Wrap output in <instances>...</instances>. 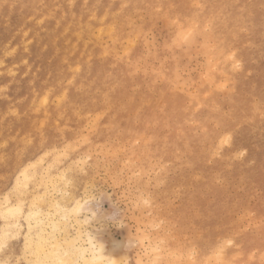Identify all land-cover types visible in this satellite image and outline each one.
Here are the masks:
<instances>
[{"label": "rangeland", "instance_id": "374dc122", "mask_svg": "<svg viewBox=\"0 0 264 264\" xmlns=\"http://www.w3.org/2000/svg\"><path fill=\"white\" fill-rule=\"evenodd\" d=\"M136 1L0 0V141L8 140L5 146L0 142V154L6 152L16 164L13 170L7 163L0 162V177L4 178L10 171V177L0 178V193L11 187L12 178L23 163L20 159L23 157L17 158L16 153H19L18 149L22 150L21 144L26 140V143L46 149L45 162L53 153H61V158L57 159L58 162L65 159L58 163L61 166L70 157L68 152L65 153L66 147L77 141L81 144L77 143L78 160L74 166L78 178L76 186L80 188V183L87 181L84 184L91 190L90 206L98 213L97 220L93 221L94 231L104 241L108 253L122 264H136L137 261V264H156L153 261L156 248L167 257L168 253L170 256L174 252L169 257L176 259L174 264L199 263L198 256L203 248L204 252L214 249L215 254L218 253L212 264L217 261L221 264L224 260L230 264L229 259H233L229 260L231 264L240 261L241 264H253L241 260V256L246 253L249 258L260 253V259L264 255V0H147L148 7L135 8ZM74 4L79 9L77 16L85 22H93L101 8H111L116 26L126 34L125 39L118 42L114 33H101L97 26L92 34L99 36L101 48L111 49L107 54L99 52L87 36L82 37L85 51L74 52L65 47L66 40L60 33L58 20L64 10ZM163 10L164 14L161 13ZM166 14L171 16L173 24L179 15L192 17L179 39L173 37V27L168 26ZM121 17H128L127 23L120 22ZM188 32L195 37L190 36L193 39L184 43ZM179 40L184 46H179ZM211 44H215L214 47ZM212 47L217 48L214 49L217 54ZM211 50L214 55H208ZM204 76L208 81L212 80L204 82ZM224 77L232 82L223 80ZM45 95L49 108L42 116L37 110ZM129 100L134 101L131 108H128ZM198 100L200 104H197ZM136 105L140 114L136 112ZM118 108L124 110L127 121L123 119L116 129L107 130V122L115 119ZM11 109L16 110L19 117L9 111ZM148 110H151V117L144 124L142 119ZM65 116L71 118V129L64 126ZM94 120L98 121L96 125ZM130 127L138 131L134 132ZM152 134L163 143H149ZM201 134L207 136L204 138ZM7 136H11L10 139ZM85 138L87 141L84 142ZM203 139L209 141L203 142ZM52 143L53 150H49ZM145 144L146 147L149 145L148 149ZM149 149H152L151 154ZM176 152L181 156L177 157ZM149 154L151 156L147 157ZM179 157L185 158L180 160ZM82 161L86 162L87 178L79 164ZM185 161L190 163L187 168ZM179 162H183L184 169L177 164ZM193 169L198 170L194 172ZM200 178L204 179L200 181ZM203 182L208 184L205 186ZM187 193L191 196L190 201L186 200ZM198 213L208 217L200 219ZM195 218L196 222L199 218L198 224ZM239 230L243 232L239 233ZM234 232L243 236L238 239ZM198 234L208 236L202 239L197 237ZM218 240L227 243L220 244L226 249L219 247ZM211 242L216 245L211 247ZM161 246L166 250L173 246L174 251L171 253L170 247V252L160 250ZM222 251L227 254L225 259V255L220 257Z\"/></svg>", "mask_w": 264, "mask_h": 264}, {"label": "bare ground", "instance_id": "6f19581e", "mask_svg": "<svg viewBox=\"0 0 264 264\" xmlns=\"http://www.w3.org/2000/svg\"><path fill=\"white\" fill-rule=\"evenodd\" d=\"M124 1V0H123ZM97 2V1H96ZM95 2V3H96ZM193 2V1H192ZM123 3V2H122ZM159 3V2H158ZM72 4V3H71ZM149 1L147 0H137L135 2V8H139L140 6H149ZM199 4V3H198ZM197 4V5H198ZM202 4V3H201ZM85 5V4H84ZM196 5V4H195ZM10 6V5H9ZM173 6V5H172ZM200 6V5H199ZM85 10V8H84ZM78 6L77 5H72V7L69 5V8L65 11L64 10V13L62 14V16L59 18L58 20V25H60V33L62 34V37L64 39V44H65V47L73 50L74 52H79L81 53L82 50H86V47L83 46V42H82V37L83 36H87L88 39H89V42H91L98 50L99 52H101L103 55L107 54L109 51H111V49L109 48L108 50L104 49V48H101V45L99 44L98 42V37H95L93 36L92 34V31L95 27H99L100 28V31L101 33L102 32H106V33H114V36L116 37V40L118 42H122L124 39H125V36L126 34L122 31V29L119 27L116 26L115 24V14L113 13V11L111 10V8H101L100 12H99V16H97L95 18V20L93 22H85L81 17H78L77 14H78ZM86 11V10H85ZM159 11V10H158ZM197 11V10H195ZM199 11V10H198ZM200 11H202L200 9ZM164 10L161 12L162 14ZM160 13V16L162 15ZM90 15V14H89ZM157 15V14H156ZM44 16V15H43ZM168 17V26L171 25L173 27V37L176 39L178 38V36H182L183 33L185 32V27L187 25V22H190L188 21L190 18L189 15H179L176 22H170L171 20V16L170 15H165V17ZM30 17V16H29ZM47 17V16H46ZM164 17V19H166ZM28 18V17H27ZM31 18V17H30ZM43 18V17H42ZM94 18V17H93ZM174 18V17H173ZM37 22L40 21L39 19L36 20ZM128 21V17H121L120 18V22H124V23H127ZM198 21H199V18H198ZM117 22V21H116ZM211 22V20H210ZM225 22V21H224ZM191 23V22H190ZM195 23V22H193ZM177 24V25H176ZM4 25V24H3ZM176 25V26H174ZM167 26V27H168ZM193 26V24L191 25ZM195 26V25H194ZM188 27V26H187ZM190 27V26H189ZM192 28V27H190ZM189 28V29H190ZM28 29V28H27ZM194 30V28H193ZM99 31V33H100ZM201 31V30H200ZM210 31V29H209ZM59 32V31H58ZM211 32V31H210ZM209 32V33H210ZM26 33V32H25ZM23 33V36L24 34ZM189 33V32H188ZM207 33V34H209ZM191 33H189L187 36L188 38L185 37V39L183 40V42L185 40H188V39H193L195 37V34L193 35H190ZM207 34H204V36H206ZM211 34V37H212V33ZM209 34V35H210ZM96 35V33H95ZM203 35V34H202ZM231 35V34H230ZM190 36H193V38H189ZM66 37V38H65ZM112 37V36H111ZM210 37V36H209ZM209 37H205V38H209ZM210 39H214V38H211ZM22 38V37H21ZM105 38V36H104ZM179 39V38H178ZM31 40V38H30ZM217 40V39H216ZM221 40V38L219 39ZM189 41V40H188ZM218 41V40H217ZM28 42V41H27ZM26 42V43H27ZM179 42H181L179 40ZM179 44V46H184L182 45V43ZM25 43V44H26ZM185 43V42H184ZM187 43V42H186ZM189 43V42H188ZM215 43V42H214ZM7 44V43H6ZM204 44V43H203ZM216 44V43H215ZM215 44H211L214 45ZM199 45V44H198ZM15 47V46H14ZM212 47V48H213ZM229 47V46H228ZM220 48V47H219ZM215 48H213V51L217 50V48L214 50ZM12 50H14V48H12ZM11 51V50H10ZM213 51L211 50L210 54L208 55H212L213 54ZM13 52V51H12ZM216 54H217V51H215ZM214 52V53H215ZM6 54V53H5ZM11 54V52H10ZM220 54V53H218ZM8 55V54H7ZM214 55V54H213ZM224 56V55H223ZM213 57V56H212ZM219 57V56H218ZM117 58V57H116ZM175 58V57H174ZM208 58V57H207ZM218 60V59H217ZM228 60V59H227ZM216 61V59L214 60ZM2 62V60H0V63ZM212 62V61H209V63ZM217 62V61H216ZM216 62L215 65H216ZM220 62V61H219ZM212 62V64H214ZM230 64V63H229ZM2 65V63H1ZM14 65V64H13ZM211 65V64H210ZM209 65L210 69H213L211 66ZM213 65V66H215ZM130 67V66H129ZM27 68H29L27 66ZM10 69V68H9ZM8 69V70H9ZM208 69V70H210ZM79 70V68H78ZM137 70V69H136ZM216 70V69H215ZM10 71V70H9ZM219 72V70H217ZM234 71V70H233ZM12 71H10L11 73ZM15 73V71H14ZM34 73V72H33ZM213 73H211L212 75ZM224 74V73H222ZM22 76V75H21ZM210 76V75H209ZM215 76V75H214ZM225 76V75H223ZM205 77V76H204ZM213 78V77H212ZM226 77L223 78V80L225 79ZM12 79V78H11ZM203 79V78H202ZM208 77H205L204 79V82L207 81V82H210V79L209 81L207 80ZM230 78H227L225 79L226 81L229 80ZM231 80V79H230ZM229 80V81H230ZM31 81V79H30ZM203 81V80H202ZM232 82V80L230 81ZM9 83V82H7ZM209 85V84H208ZM7 85L5 84V87ZM232 86V85H231ZM4 87V86H3ZM119 87V86H118ZM230 87V86H229ZM233 87V86H232ZM2 88V85H0V90ZM175 88V86H174ZM231 88V87H230ZM228 88V90L230 89ZM6 89V88H5ZM33 89V87H32ZM222 89V88H221ZM225 89V88H224ZM231 91V90H229ZM234 91V89H233ZM231 91V92H233ZM35 92V91H34ZM65 93V91H64ZM63 93V94H64ZM153 93V92H152ZM36 94V92L34 93ZM63 94H62V97H63ZM223 94V92H222ZM6 95V94H5ZM2 96V95H1ZM65 96H66V93H65ZM7 97V96H6ZM197 97V96H195ZM194 97V98H195ZM10 98V97H9ZM36 98V97H35ZM47 98L48 96L45 95L44 98L42 100H40V107L39 109L37 110V108L35 110H37V112H39L42 116H44L48 110V101H47ZM67 98V97H66ZM198 98V97H197ZM195 98V100L197 99ZM33 99V98H32ZM65 99V97L63 98ZM218 99V98H217ZM17 100V99H16ZM21 100V98H20ZM160 102V101H159ZM158 102V103H159ZM11 103V102H10ZM57 103H60L59 101ZM109 103V102H107ZM157 103V104H158ZM200 104V101L198 100L197 104ZM13 104V103H12ZM31 104V103H30ZM59 105V104H58ZM117 105V104H116ZM134 105V101H131L129 100L128 102V108H131L132 106ZM216 105V104H215ZM107 106V105H106ZM214 106V105H213ZM142 107V106H141ZM15 108V106L13 107ZM42 108V109H41ZM162 108V107H161ZM214 108V107H213ZM216 108V106H215ZM214 108V109H215ZM258 108V107H257ZM16 109V108H15ZM13 109V110H15ZM18 109V108H17ZM55 109V107L53 108ZM135 109L137 110L138 107L137 105L135 106ZM232 109V108H231ZM33 110V109H32ZM229 110H230V107H229ZM256 110V108H255ZM11 112H14L13 114H16V116L18 115L16 110L15 111H12L9 110ZM158 111V110H157ZM8 112V110H7ZM9 112V113H11ZM16 112V113H15ZM59 112V111H58ZM118 114L116 115L115 119L112 120V121H109L107 122V130H114L116 129L121 121L124 119L125 121H127V119L125 118V114H124V110L122 108H118ZM138 114H140V111H136ZM230 112V111H229ZM263 112V111H261ZM24 113V112H23ZM22 113V114H23ZM79 114V113H78ZM90 114V113H89ZM201 114V113H200ZM10 115V114H9ZM20 115V114H19ZM18 115V117H19ZM81 115V114H80ZM161 115V114H160ZM37 116V115H35ZM54 116V115H53ZM110 116V114H109ZM217 116V115H216ZM215 116V117H216ZM219 116V115H218ZM217 116V117H218ZM60 117H62V113H60ZM79 117V116H78ZM87 117V116H86ZM99 117V116H98ZM97 117V118H98ZM151 117V110H148L146 112H144V119H142V123L145 124L147 118ZM163 117V116H162ZM45 118V117H44ZM65 121H64V126L67 128V129H71V125H72V121H71V118L70 116H65ZM16 119V117H15ZM18 119V118H17ZM32 119V118H31ZM30 119V120H31ZM35 119V118H34ZM100 118H98L97 120H99ZM90 120V119H89ZM226 120V119H225ZM33 121V120H31ZM36 121V120H35ZM95 121V120H94ZM222 121V120H221ZM1 122V121H0ZM44 122V121H43ZM93 122V121H92ZM98 122V121H97ZM96 121L93 122L94 124L97 123ZM136 122V121H135ZM209 122V121H208ZM223 122V121H222ZM9 123V122H8ZM206 123V122H205ZM210 123V122H209ZM215 123V122H214ZM2 124V123H1ZM0 124V126H1ZM7 124V123H5ZM155 124V123H154ZM10 125V124H9ZM36 128V124H34ZM32 125V126H34ZM39 125V124H37ZM41 125V124H40ZM96 125V124H95ZM94 125V126H95ZM216 125V124H215ZM7 126V125H6ZM44 127V125H41ZM40 126V127H41ZM93 126V128H94ZM131 126V124H130ZM153 126V125H152ZM203 126V125H202ZM202 126H199V127H202ZM213 126V124H212ZM30 127V125H29ZM96 127V126H95ZM150 127V126H147V128ZM7 128V127H6ZM8 128H10V126H8ZM92 128V127H91ZM106 128H105V131H106ZM125 128V127H124ZM134 132L135 131H138L137 128H133V127H130ZM216 128V126H215ZM60 129V128H59ZM78 129H79V126H78ZM90 129V128H89ZM119 129V128H118ZM117 129V130H118ZM217 129V128H216ZM214 129V130H216ZM2 130V129H0ZM19 130V129H18ZM24 130V129H23ZM29 130V129H28ZM28 130L26 132H28ZM40 131V129H38ZM63 130V129H62ZM148 130V129H147ZM178 130V129H177ZM44 131V130H43ZM88 131V130H86ZM169 131V130H168ZM18 132V131H17ZM63 132V131H62ZM78 132V131H77ZM77 132H75V140L77 138ZM128 132V131H127ZM226 132V131H225ZM19 133V132H18ZM25 133V132H24ZM31 134V132H29ZM43 132H41L42 134ZM81 133V131H80ZM205 133V132H204ZM16 134V132H15ZM40 134V135H41ZM62 134V133H61ZM198 135H200L199 133H197ZM195 134V135H197ZM203 134V133H202ZM201 134V136H203ZM24 135V134H23ZM134 135V133H133ZM136 135V134H135ZM190 135V134H189ZM224 135V134H223ZM28 136V135H27ZM45 136V135H44ZM102 136V135H100ZM126 136V135H125ZM129 136V135H128ZM205 136V135H204ZM203 136V137H204ZM207 136V135H206ZM205 136V137H206ZM222 136V135H221ZM230 136V135H229ZM8 137V136H7ZM11 137V136H10ZM10 137H8L10 139ZM21 137V136H19ZM18 137V138H19ZM31 137V136H29ZM121 137V136H120ZM130 137V136H129ZM145 137H146V134H145ZM145 137L143 136V139H145ZM149 137V135L147 136ZM146 137V138H147ZM152 141H147L149 143H152V144H157V143H163V140H159L157 139L156 135L152 134ZM200 137V136H199ZM198 137V138H199ZM204 137V138H205ZM208 137H210L208 135ZM207 137V138H208ZM220 137V136H218ZM217 137V138H218ZM7 138V139H8ZM13 139L16 138V136L12 137ZM23 138V136H22ZM28 138V137H27ZM82 138H83V134H82ZM128 137H126L127 139ZM136 138H137V135H136ZM223 138V137H222ZM228 138V137H227ZM227 138L223 139V140H226ZM261 138V137H260ZM21 139V138H20ZM24 139V138H23ZM26 139V138H25ZM24 139V140H25ZM29 139V138H28ZM31 139V138H30ZM41 139H42V136H41ZM134 139V137H133ZM209 139V138H208ZM231 139V138H229ZM90 140V139H89ZM138 140V139H137ZM184 140V139H183ZM221 140V139H220ZM8 140L6 139H3L1 140L0 142H2L1 144L4 145V143H7ZM17 140H15L16 142ZM22 143L24 142L23 140H21ZM27 141V140H26ZM23 143L21 144L22 146V150L19 151V153H16L17 155V158L18 157H23L20 158L21 160H23V163L21 164L20 167H18L17 169V172L16 174L14 175L15 177L12 178L13 179V182L12 184L10 185L11 187H9L8 189H6V191H4L3 194L2 191L0 193V195H3L2 196V199L0 200V264H122V261H120L118 258H116V256H112L108 253L107 251V248H106V245L104 243V241L98 237L97 233L98 232H95L94 231V228H93V221L94 220H97L98 218V213L95 211V209L90 206V202L91 201V190L85 186L84 183H86L84 181V183H80V188H77L76 186V182H77V179L76 176H75V169H74V166H75V162L77 159V155H78V146H77V141H73L74 143H69L70 145H68L66 147V151L63 149V154L67 153L69 156L70 154V157H68L67 161L65 162V165L64 166H61V164L59 165L58 163H62L64 160L61 159L60 162L57 161V159L61 158L59 155H62L61 153L60 154H55L53 153L55 156L53 157V154L51 155L52 157L48 160H46V162L44 161L45 160V155H46V152L44 148H39L38 145H36L35 143H31V146L29 147V143ZM39 142V140H37ZM44 141V140H43ZM82 141V140H81ZM80 141V142H81ZM84 142L87 141V139L85 138L83 140ZM91 141V140H90ZM144 141V142H143ZM143 141H140L141 143H147L145 142L146 140H143ZM166 141V140H165ZM180 141V140H179ZM187 141V140H186ZM200 141V140H199ZM207 141L206 139H203V142ZM209 141V140H208ZM207 141V142H208ZM130 142V140H129ZM195 142V141H194ZM202 142V141H201ZM200 142V143H201ZM222 142V141H221ZM220 142V144H221ZM14 143V142H13ZM18 143V141H17ZM40 143V142H39ZM43 143V142H42ZM83 143V142H82ZM92 143V141H91ZM91 143H88V147L91 148ZM15 144V143H14ZM67 144V143H66ZM81 144V143H79ZM78 144V145H79ZM90 144V145H89ZM133 144V142H132ZM169 144V143H168ZM208 144V143H207ZM7 145V144H6ZM165 145V144H164ZM202 145V143L200 144ZM199 145V146H200ZM218 145V143H217ZM167 146V144H166ZM197 146V145H196ZM206 146V145H204ZM222 146V145H221ZM13 147V146H12ZM53 143L51 144L49 150H53ZM87 147V148H88ZM144 147V145L142 146ZM149 147V145H148ZM148 147H146V144H145V148L148 149ZM207 147V146H206ZM220 147V146H219ZM3 148V147H1ZM20 148V147H19ZM87 148H84L83 150L85 151H88ZM94 148V147H93ZM101 148V146H100ZM165 148V147H164ZM173 148V147H172ZM178 148V147H177ZM177 148L175 150H177ZM190 150L191 148L188 147ZM10 149V148H9ZM135 149V148H134ZM138 149V148H137ZM187 149V148H186ZM184 149V150H186ZM202 149V147H201ZM206 149V148H205ZM208 149V148H207ZM17 150V149H16ZM143 150V149H142ZM150 150V149H149ZM152 150V149H151ZM151 150H150V154H151ZM170 150H173L170 148ZM188 150V149H187ZM188 150V152L190 151ZM204 150V149H203ZM217 150H219L217 148ZM55 151V150H54ZM65 151V153H64ZM90 151V150H89ZM135 151V150H134ZM144 151V150H143ZM142 151V152H143ZM168 151V150H166ZM192 151V150H191ZM190 151V152H191ZM197 151V150H196ZM206 151V150H205ZM3 153L0 154V162L1 164H5L7 163L6 165L7 166H11L13 167L12 169L14 170V168H16V164H15V159H11L10 157H7V154L6 152L2 151ZM8 152V151H7ZM11 152V151H10ZM9 152V153H10ZM133 152V151H132ZM131 152V153H132ZM140 153V154H143V153ZM148 152V151H146ZM145 152V153H146ZM170 152V151H169ZM178 152H179V148H178ZM176 152V153H178ZM187 152V151H186ZM193 152V151H192ZM191 152V153H192ZM204 152V151H203ZM202 152V153H203ZM212 152V151H211ZM214 152V151H213ZM6 155H5V154ZM48 153V152H47ZM51 153V152H49ZM56 153H59V152H56ZM89 153V152H88ZM91 153V152H90ZM130 153V152H129ZM149 153V152H148ZM147 153V154H148ZM162 153L164 154L165 151H162ZM173 154V155H177V154ZM180 153V152H179ZM178 153L177 157L178 156H181L180 154ZM215 153V152H214ZM218 153V152H216ZM12 154V153H11ZM15 154V155H16ZM147 155V157L151 156V155ZM190 154V153H189ZM204 154V153H203ZM206 154V153H205ZM226 154V152H225ZM225 154H223V156H225ZM49 155V154H48ZM47 155V156H48ZM57 155V156H56ZM90 155V154H89ZM137 155V154H136ZM143 155H146V154H143ZM141 155V156H143ZM172 155V154H171ZM172 155V156H173ZM201 155V154H200ZM212 155V154H211ZM210 155V156H211ZM214 155H217V154H214ZM8 156H10V154H8ZM59 156V157H58ZM66 157V154L63 155V157ZM84 156V155H83ZM87 154H85V157L87 158ZM130 156V155H129ZM134 156V155H132ZM139 155V157H141ZM161 156V155H159ZM194 156V155H193ZM217 156H222V155H217ZM16 157V156H15ZM14 157V158H15ZM64 157V158H65ZM84 157V158H85ZM131 157V156H130ZM136 157V156H135ZM146 157V156H145ZM145 157H142V160L145 159ZM176 157V158H177ZM207 157V156H206ZM167 158V157H166ZM181 157H179L180 159ZM185 157H182L181 159H183ZM204 158V157H203ZM222 158V157H221ZM220 158V159H221ZM80 159V158H79ZM134 159H137L138 160V157L134 158ZM180 159V160H181ZM217 159V158H216ZM21 160H18L19 163H21ZM50 160V161H49ZM178 160V158H177ZM176 160V161H177ZM205 160H207V158H205ZM86 161V160H85ZM78 162L79 164H81V170L83 171L85 178H87L88 176V173L86 172L85 174V167H84V164L86 162ZM133 161V160H132ZM172 161V160H171ZM190 161V160H189ZM220 161V160H219ZM14 162V163H13ZM193 162V161H192ZM212 162V161H211ZM17 165L18 162H16ZM182 163V164H181ZM179 162L177 164L181 165V167H183V162ZM184 163H186L184 166L185 168L188 167L187 164H190L188 163L187 161H185ZM210 163V162H209ZM0 164V166H1ZM129 164V163H128ZM5 166V165H4ZM190 166V165H189ZM192 166V165H191ZM190 166V167H191ZM247 166V165H245ZM78 167V166H77ZM76 167V168H77ZM184 167L182 169H184ZM202 167V165H201ZM11 169V170H12ZM181 169V168H180ZM189 169V168H188ZM253 169V168H252ZM262 169V168H261ZM13 170L11 171L10 175H12V172ZM16 170V169H15ZM79 170V169H78ZM194 170V169H193ZM195 170H198V169H195ZM194 170V172H195ZM6 172V171H5ZM10 172V171H9ZM8 172V173H9ZM193 172V171H192ZM191 172V173H192ZM197 172V171H196ZM7 172L4 176V178L2 177V180L3 179H6L7 177H10L9 174ZM15 173V172H14ZM187 173V171H186ZM190 173V174H191ZM240 173V172H239ZM202 174V173H201ZM191 175H194V174H191ZM244 175V174H243ZM190 176V175H189ZM199 176V175H198ZM196 176V178L198 177ZM0 177V178H1ZM80 177V176H79ZM187 177V175L185 176ZM194 177V176H193ZM192 177V178H193ZM201 177V176H199ZM203 177V176H202ZM205 177V176H204ZM190 178V179H192ZM194 178V180L196 179ZM209 178V177H208ZM207 178V179H208ZM212 178V177H211ZM210 178V179H211ZM9 179V178H8ZM7 179V181H8ZM201 179H204V178H200V181ZM2 180H0V182H2ZM81 180V179H80ZM88 180V179H87ZM185 180V178H184ZM6 182V180H4ZM188 181V179H187ZM191 181V180H190ZM196 181V180H195ZM203 181V180H202ZM209 181H212L209 180ZM83 182V181H82ZM189 182V181H188ZM193 182V181H191ZM190 182V183H191ZM8 183V182H7ZM194 183V182H193ZM2 184V187H3V183ZM70 186H69V185ZM87 184V183H86ZM199 184V183H198ZM198 184H195V185H198ZM208 184V183H207ZM206 184V185H207ZM68 185V186H67ZM202 184H200L199 186H201ZM203 185H205V182H203ZM205 185V186H206ZM5 187V185H4ZM212 187V186H211ZM88 188V189H87ZM79 189H81V193H79ZM198 192V191H197ZM192 194V193H190ZM193 194L195 195V193L193 192ZM192 194V195H193ZM198 194V193H196ZM215 194V193H214ZM223 194V193H222ZM189 193H187V198L186 200L190 201L189 199ZM199 198V194L197 195ZM195 196H193L194 198ZM196 197V198H198ZM140 198V197H139ZM189 198V199H188ZM199 198L197 200H199ZM201 199V198H200ZM142 200V199H141ZM195 200V201H197ZM205 200V199H204ZM155 201V200H154ZM194 201V200H192ZM199 202V201H197ZM200 202H203V201H200ZM214 202V200H213ZM219 202V201H218ZM188 203V202H187ZM207 204V203H206ZM215 204V202H214ZM188 205V204H187ZM205 205V203H204ZM220 205V204H219ZM222 205V204H221ZM225 205V204H224ZM149 206V205H148ZM203 206V205H202ZM213 206V205H212ZM211 206V207H212ZM217 206V205H216ZM207 208V206L205 207ZM230 208V207H229ZM206 210V209H205ZM218 210V209H216ZM264 210V209H263ZM203 212V211H200V213ZM206 212V211H205ZM200 213H198V216L200 219L201 218H207L205 217L204 215L202 216ZM207 214V212H206ZM205 214V215H206ZM209 214V213H208ZM219 214V212H218ZM224 214V213H223ZM226 214V213H225ZM200 215V216H199ZM211 215V213L209 214V216ZM202 216V217H201ZM213 216V214H212ZM227 217H229L227 215ZM198 218V219H199ZM149 219V218H148ZM198 219H197V222H198ZM221 219V218H220ZM230 219V218H229ZM207 220V219H206ZM203 221V220H202ZM195 222H196V218H195ZM196 222V224H198ZM222 223V222H221ZM234 223V222H233ZM215 224V223H214ZM213 224V225H214ZM227 224V223H226ZM240 224V223H239ZM207 225V224H206ZM205 225V226H206ZM218 225H221V224H217ZM231 225V224H230ZM212 226V225H211ZM225 226V225H224ZM240 226V225H238ZM210 227V225L208 226ZM232 228L234 226H231ZM206 228V227H205ZM212 228V227H211ZM218 228V227H217ZM202 229H204L202 227ZM237 229V227L235 228ZM226 231V230H225ZM230 231V229H229ZM240 231V230H239ZM208 232V231H207ZM219 232V231H218ZM243 232L240 231L239 233ZM198 233V232H197ZM203 233V232H202ZM200 233V234H202ZM229 233V232H228ZM238 233V232H237ZM238 233V234H239ZM259 233V232H257ZM235 235H238L234 232ZM232 233V235H234ZM255 234V233H254ZM219 235V234H218ZM201 236V235H200ZM199 234L197 235V237H200ZM208 236V235H206ZM205 236V237H206ZM213 237L217 236V235H212ZM243 236V235H241ZM240 236V237H241ZM196 237V238H197ZM202 237V236H201ZM205 237H202V239H206ZM211 237V236H210ZM228 237H231V234L228 235ZM235 237V236H234ZM239 237V235H238ZM240 237L238 239H240ZM245 237V236H244ZM253 237V236H252ZM251 237V238H252ZM236 238V237H235ZM234 238V239H235ZM199 239V238H198ZM236 239V240H238ZM243 239V238H242ZM135 240V239H134ZM211 240V239H210ZM222 240V239H221ZM220 240V241H221ZM227 240V239H226ZM261 240V239H260ZM204 241V240H203ZM201 240V242H203ZM219 241V240H218ZM219 241V247L223 248V246H220V244L222 245V241L220 242ZM248 241V240H247ZM262 241V240H261ZM165 242V241H164ZM206 242V245L208 244L207 241L205 240ZM209 242V240H208ZM224 242V240H223ZM238 242V241H237ZM162 243V242H161ZM210 243V242H209ZM239 244L240 243H243V242H238ZM253 243V242H252ZM259 243V242H258ZM172 244V243H171ZM174 244V243H173ZM172 244V245H173ZM203 244V243H202ZM212 246L211 247H214L216 244H214L213 242H211ZM211 244H209L208 246H210ZM217 244V246H218ZM227 243L223 244V245H226ZM160 245V244H159ZM158 245V246H159ZM168 245V244H167ZM163 246V244H162ZM161 246L160 250L163 249ZM201 246V244H200ZM205 247V244L203 245ZM216 246V247H217ZM166 246H164L165 248ZM170 248H172L171 246H169ZM168 247V248H169ZM207 247V246H206ZM209 247V248H211ZM226 247V246H225ZM224 247V248H225ZM156 248V247H155ZM166 249H163V250H166V251H169L171 250V253L174 251V249H170L169 250ZM175 248V247H174ZM218 248V247H217ZM220 248V249H221ZM223 248V249H224ZM228 248V247H227ZM154 249V247H153ZM200 249H202L200 247ZM226 249V248H225ZM238 249V248H237ZM251 249V247H250ZM156 253H155V256H154V259L153 261L156 262V264H174V260H176L174 258V260L169 257H171V255L175 254L173 252V254H171L169 256V253L167 254L168 257L166 256V254L164 255L162 251H157V248L155 249ZM173 250V251H172ZM209 250V249H208ZM234 250V249H233ZM245 250V249H244ZM249 250V249H248ZM178 251V250H177ZM199 251V250H198ZM201 251V250H200ZM225 251V250H224ZM235 251H236V248H235ZM242 251V249H241ZM170 252V251H169ZM216 252H220V251H216ZM230 252V251H229ZM237 252V251H236ZM254 252V251H253ZM151 253V252H150ZM154 253V252H153ZM198 253V252H197ZM222 256H219L220 257H223L225 254V252L222 251ZM238 253V252H237ZM240 253V252H239ZM180 254V253H179ZM218 254V253H217ZM215 252H214V249H213V252H211V250H209V252L205 251L204 252V248H203V251L202 253L200 254L199 257V263L197 264H212L213 261L212 260H215L216 259V255ZM230 254V253H229ZM258 254V253H257ZM227 255V254H226ZM226 255L223 257L225 259ZM238 255V254H237ZM235 255V256H237ZM241 255V254H239ZM238 255V256H239ZM260 255V253H259ZM259 255L258 256H252L250 255L249 258L247 256L246 253H243L242 256H241V260H249L250 262H252L253 264H264V259L263 260H260L262 258H264V255L263 257H260L259 259ZM150 256V255H149ZM152 256V257H153ZM231 256V258H234V259H237L239 260V257L237 256V258H235ZM168 259H167V258ZM252 257V258H251ZM178 258V257H177ZM218 258V256H217ZM170 259V260H169ZM179 259V258H178ZM229 259V258H228ZM172 260V262H171ZM197 260V259H196ZM195 260V261H196ZM222 260V259H221ZM231 261H233V259H229ZM229 260L228 263H232L230 262ZM237 260V261H238ZM151 261V260H150ZM152 261V262H153ZM178 261V260H177ZM176 261V262H177ZM194 261V262H195ZM212 261V262H210ZM248 261V262H249ZM139 262H141L139 260ZM174 262V263H173ZM210 262V263H209ZM222 262V261H221ZM239 262V261H238ZM236 262V263H238ZM241 262V261H240ZM238 263V264H241V263ZM138 263V261H137ZM136 263V264H137ZM151 263V262H149ZM191 263V262H190ZM219 263H220V260H219ZM235 264V262H233ZM243 263V262H242ZM140 264V263H139ZM151 264H154L151 263ZM177 264V263H176ZM192 264V263H191ZM195 264V263H194ZM214 264H218V261L217 263L215 262ZM221 264H226L225 263V260H224V263L222 262Z\"/></svg>", "mask_w": 264, "mask_h": 264}]
</instances>
